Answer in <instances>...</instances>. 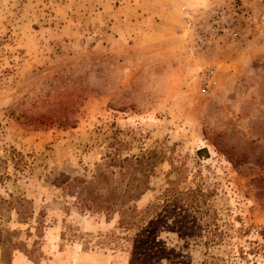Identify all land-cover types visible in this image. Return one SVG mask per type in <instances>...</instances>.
I'll use <instances>...</instances> for the list:
<instances>
[{
  "label": "rangeland",
  "instance_id": "1",
  "mask_svg": "<svg viewBox=\"0 0 264 264\" xmlns=\"http://www.w3.org/2000/svg\"><path fill=\"white\" fill-rule=\"evenodd\" d=\"M154 1L0 0V264H264V0L235 39L207 14L241 0L148 18ZM119 141L124 157L166 155L132 231L63 183L91 179ZM192 188L202 212L175 211ZM154 210L190 231L151 225Z\"/></svg>",
  "mask_w": 264,
  "mask_h": 264
},
{
  "label": "trees",
  "instance_id": "2",
  "mask_svg": "<svg viewBox=\"0 0 264 264\" xmlns=\"http://www.w3.org/2000/svg\"><path fill=\"white\" fill-rule=\"evenodd\" d=\"M124 145L123 141H119V144L112 151H108L103 161L98 164L97 172L91 179L74 177L68 178L63 183L67 184L68 193L75 196L76 204L79 208L104 212L108 215L109 219H112L111 215L118 213L119 227L132 231L136 227L141 228L142 225L140 224L145 219L140 218L137 214L136 203L151 188L150 178L155 174L156 168L164 161L166 155L164 150L147 149L141 151L139 154L124 157L122 155ZM206 151L207 148H201L198 150V154ZM12 152V161L16 169L23 171L27 166L25 155L22 152L16 151V149ZM187 191L189 192L186 193V198H183V196L179 197V195H185V193H176L175 211L181 207L185 208V213L189 212L193 207L196 211L200 210L198 206L201 203L200 199L204 197L203 191L200 188H192ZM18 199L19 204L25 207L23 198L18 197ZM151 212L152 210L149 208L148 213ZM154 212L153 217L150 219L151 225L167 226V228H171L177 232L180 231L182 234H185L183 232L190 231L188 223L182 222L179 218L173 221V223H169L167 222V218H165L166 216H161L159 211L156 213L154 210ZM199 212L202 211L200 210ZM137 236H143V232H140ZM129 237L131 236L127 235L125 238L128 239ZM166 250L165 248L164 251ZM146 254L148 257L150 255H159L154 252L149 254L148 251ZM159 257L161 258L160 255ZM150 258L146 260L147 264L150 262L158 264V261L154 260V262L151 256ZM169 262L171 263L172 261L170 260Z\"/></svg>",
  "mask_w": 264,
  "mask_h": 264
},
{
  "label": "built area",
  "instance_id": "3",
  "mask_svg": "<svg viewBox=\"0 0 264 264\" xmlns=\"http://www.w3.org/2000/svg\"><path fill=\"white\" fill-rule=\"evenodd\" d=\"M250 6L251 0H241L230 7L211 9L207 14L209 31L224 37L238 38L240 36V17L248 13ZM210 80L212 81L213 78L210 77Z\"/></svg>",
  "mask_w": 264,
  "mask_h": 264
},
{
  "label": "crops",
  "instance_id": "4",
  "mask_svg": "<svg viewBox=\"0 0 264 264\" xmlns=\"http://www.w3.org/2000/svg\"><path fill=\"white\" fill-rule=\"evenodd\" d=\"M177 0H155L154 6H146V12L148 13V16L150 17V14L154 15L157 14L159 16H166L169 13V9L173 8L175 4H178L176 2ZM211 1V0H210ZM184 11L189 10L188 6L183 7ZM144 10V8H143Z\"/></svg>",
  "mask_w": 264,
  "mask_h": 264
}]
</instances>
